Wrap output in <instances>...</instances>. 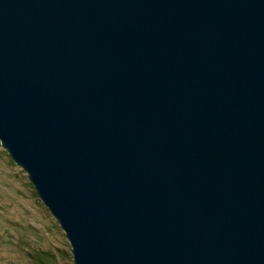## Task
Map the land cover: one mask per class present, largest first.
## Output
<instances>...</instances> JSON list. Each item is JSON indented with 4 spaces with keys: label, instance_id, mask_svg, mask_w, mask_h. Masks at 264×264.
<instances>
[{
    "label": "water",
    "instance_id": "obj_1",
    "mask_svg": "<svg viewBox=\"0 0 264 264\" xmlns=\"http://www.w3.org/2000/svg\"><path fill=\"white\" fill-rule=\"evenodd\" d=\"M0 145L73 264H264V0H0Z\"/></svg>",
    "mask_w": 264,
    "mask_h": 264
},
{
    "label": "rangeland",
    "instance_id": "obj_2",
    "mask_svg": "<svg viewBox=\"0 0 264 264\" xmlns=\"http://www.w3.org/2000/svg\"><path fill=\"white\" fill-rule=\"evenodd\" d=\"M0 264H73L62 229L1 145Z\"/></svg>",
    "mask_w": 264,
    "mask_h": 264
}]
</instances>
